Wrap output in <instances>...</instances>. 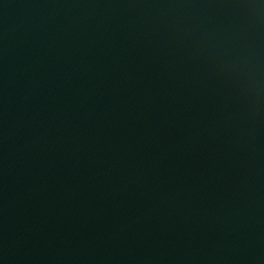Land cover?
<instances>
[{
	"label": "water",
	"instance_id": "water-1",
	"mask_svg": "<svg viewBox=\"0 0 264 264\" xmlns=\"http://www.w3.org/2000/svg\"><path fill=\"white\" fill-rule=\"evenodd\" d=\"M0 264H264V0H0Z\"/></svg>",
	"mask_w": 264,
	"mask_h": 264
}]
</instances>
